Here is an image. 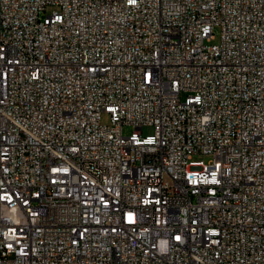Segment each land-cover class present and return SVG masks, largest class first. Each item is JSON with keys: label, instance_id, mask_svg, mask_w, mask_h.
I'll use <instances>...</instances> for the list:
<instances>
[{"label": "built area", "instance_id": "1", "mask_svg": "<svg viewBox=\"0 0 264 264\" xmlns=\"http://www.w3.org/2000/svg\"><path fill=\"white\" fill-rule=\"evenodd\" d=\"M0 264H264V0H0Z\"/></svg>", "mask_w": 264, "mask_h": 264}, {"label": "rangeland", "instance_id": "2", "mask_svg": "<svg viewBox=\"0 0 264 264\" xmlns=\"http://www.w3.org/2000/svg\"><path fill=\"white\" fill-rule=\"evenodd\" d=\"M56 9L53 6H47L45 7V14H51L53 11H55ZM213 35H214V40L212 41V43H216L217 42V30L215 29L213 31ZM101 123L102 124H106L107 123V118L105 116L101 117ZM123 135H128L131 132V129L129 127H123L121 130ZM140 134L142 136H146V135H151L152 134V129L150 127H142V129L140 130ZM196 160L199 161H203V162H207L210 160L209 157H195Z\"/></svg>", "mask_w": 264, "mask_h": 264}]
</instances>
